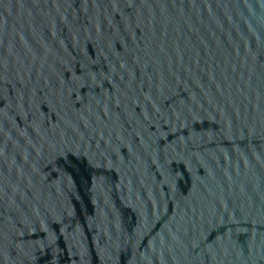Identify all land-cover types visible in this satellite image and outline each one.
Masks as SVG:
<instances>
[{"label": "water", "instance_id": "1", "mask_svg": "<svg viewBox=\"0 0 264 264\" xmlns=\"http://www.w3.org/2000/svg\"><path fill=\"white\" fill-rule=\"evenodd\" d=\"M0 264H264V0H0Z\"/></svg>", "mask_w": 264, "mask_h": 264}]
</instances>
